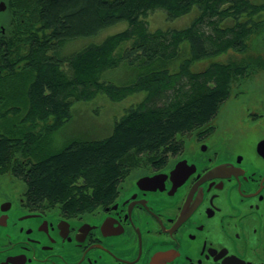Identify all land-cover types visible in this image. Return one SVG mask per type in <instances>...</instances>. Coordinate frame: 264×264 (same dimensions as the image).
<instances>
[{
	"label": "trees",
	"instance_id": "1",
	"mask_svg": "<svg viewBox=\"0 0 264 264\" xmlns=\"http://www.w3.org/2000/svg\"><path fill=\"white\" fill-rule=\"evenodd\" d=\"M10 4L14 16L0 35V168L16 169L17 174L23 170L36 197L103 198L129 167L145 158L143 152L164 149L175 133L208 120L237 80L264 69V2ZM193 7L197 13L185 27L148 29L149 10L165 9L173 19ZM226 18L233 23L224 24ZM83 38L91 40L72 48ZM249 38L256 43H248ZM183 42L188 56L174 69L172 60ZM227 50L237 56L191 69L192 61ZM117 67L126 68L128 82L107 77ZM139 91L144 96L125 109L108 135L70 138L57 145L55 133L70 118L74 101L99 93L121 100Z\"/></svg>",
	"mask_w": 264,
	"mask_h": 264
},
{
	"label": "flooded vegetation",
	"instance_id": "2",
	"mask_svg": "<svg viewBox=\"0 0 264 264\" xmlns=\"http://www.w3.org/2000/svg\"><path fill=\"white\" fill-rule=\"evenodd\" d=\"M228 100L103 198L36 197L0 168V264H264V86Z\"/></svg>",
	"mask_w": 264,
	"mask_h": 264
},
{
	"label": "rangeland",
	"instance_id": "3",
	"mask_svg": "<svg viewBox=\"0 0 264 264\" xmlns=\"http://www.w3.org/2000/svg\"><path fill=\"white\" fill-rule=\"evenodd\" d=\"M254 3H261L264 0H250ZM10 5V0L8 2ZM197 13L196 7H193L189 12L182 14L176 18L170 19L167 16L166 10L162 8H155L149 10L146 15V19L148 20V29L154 30L157 28L166 29V28H182L188 25ZM14 16L12 9H4L0 11V35L4 33L7 27L8 20ZM264 17V14L262 15ZM261 17V16H260ZM224 24H232L233 19L226 18L223 20ZM123 27V24H120L116 27L107 29L101 35L106 32H113L118 28ZM100 37H95L92 40L98 41ZM91 38H83L77 39L75 41V45L72 47H78L86 44ZM256 38H249L246 41L248 43H256ZM128 43V42H125ZM71 48V49H72ZM188 56V45L183 42L180 45V52L178 56L173 59V68L176 69L178 67V62L183 60L184 57ZM237 56L236 52H232L231 50H227L224 52H220L212 57L194 60L191 63L192 70H201L208 65V63L212 60L224 61L230 59L231 57ZM253 77L250 79L249 77H244L242 79L237 80L236 85L232 87L231 92H235L236 90H245L248 86H264V69L259 71H254L252 73ZM107 77L110 78L114 82L125 83L128 82L131 78V75L126 71L125 67H117L108 71ZM244 88V89H241ZM229 93V94H230ZM144 96V92H135L129 95H126L121 100H111L106 95L99 93L96 94L91 99L88 100H77L71 104V116L67 120V122L60 127V129L55 133V139L58 141L57 145H61L65 140L70 138H102L108 135L112 126L125 111V109L136 102H138ZM230 98V97H229ZM226 99V98H225ZM222 100L219 104V107L224 103L227 105L235 104L236 100ZM225 101V102H224ZM223 104V105H224ZM218 107V108H219ZM183 133V131H181ZM179 132V133H181ZM139 154V153H138ZM142 155V154H139ZM9 175H14L17 177V174L13 173L14 169L9 168L5 170ZM6 174V173H5Z\"/></svg>",
	"mask_w": 264,
	"mask_h": 264
},
{
	"label": "water",
	"instance_id": "4",
	"mask_svg": "<svg viewBox=\"0 0 264 264\" xmlns=\"http://www.w3.org/2000/svg\"><path fill=\"white\" fill-rule=\"evenodd\" d=\"M3 3L2 2H0V6L2 7L3 5H2ZM3 8V7H2ZM1 10H3V9H1Z\"/></svg>",
	"mask_w": 264,
	"mask_h": 264
}]
</instances>
